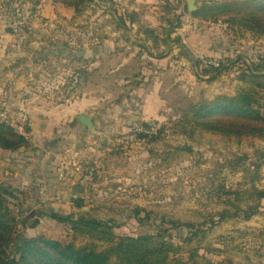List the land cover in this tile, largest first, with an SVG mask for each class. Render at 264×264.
<instances>
[{
    "label": "rangeland",
    "instance_id": "374dc122",
    "mask_svg": "<svg viewBox=\"0 0 264 264\" xmlns=\"http://www.w3.org/2000/svg\"><path fill=\"white\" fill-rule=\"evenodd\" d=\"M188 1L139 5L134 0H94L76 18L73 8L52 5L50 0H40L34 15H30V4L0 0V122L15 134H26L29 147L18 154H32L31 115L26 105L36 100L60 105L61 94L72 99L82 88L75 85V66L68 64L84 65V86L77 96L94 93L100 100V120L111 116L95 135L93 128L81 126L94 151L81 157L79 172L67 173L95 178L86 204L71 199L70 211L53 213L51 207L41 206L48 197L39 188L27 192L28 205L23 196L7 200L14 230L2 248L1 264L18 262L21 242L34 237L53 238L62 246L89 243L88 235H75L52 216L111 221L116 238L160 232L181 249L186 263L193 254L199 264H264V199L250 194L252 189L264 193V137L225 133L237 129L238 120L220 114L190 123L185 120L192 107L213 103L218 97L237 99V92L246 88L240 77L247 75V68L264 67V32L259 28L264 27V0H195L192 11ZM166 4L168 14L163 10ZM204 4L234 7L196 16ZM175 16L179 20L174 22ZM246 19L255 22L256 32L246 29ZM165 20L179 27L171 32ZM163 28L169 29L168 36ZM180 29L182 34H176ZM183 36L195 37V45L211 53L189 56ZM167 58L175 63L174 74L184 70L190 74L195 89L163 78L160 97L166 109L157 119L143 121L138 111L153 74L148 73L145 80L139 77L147 74L148 65L167 64ZM22 77L30 78V86L26 78L18 83ZM236 106V102L222 103L218 113ZM20 112L28 117L22 133L14 117ZM3 153L0 150L1 162L13 159V153L5 158ZM0 184L9 186L13 179L3 181L0 176ZM77 203L82 206L73 208ZM249 210L256 214L246 220ZM222 213L227 215L219 222ZM173 223L177 227L170 229Z\"/></svg>",
    "mask_w": 264,
    "mask_h": 264
},
{
    "label": "trees",
    "instance_id": "16d2710c",
    "mask_svg": "<svg viewBox=\"0 0 264 264\" xmlns=\"http://www.w3.org/2000/svg\"><path fill=\"white\" fill-rule=\"evenodd\" d=\"M20 6L25 4L31 5L30 15H34L40 6V0H17ZM52 5H63L73 8L76 18L81 17L83 13L94 4V0H50ZM167 1V0H165ZM213 5V4H212ZM224 6H216V8H209L204 4L200 12L196 16H204L215 11L222 10ZM234 5L225 6L229 10H233ZM169 8V4L163 7V10ZM186 10V8H185ZM14 14L16 12L12 9ZM166 13L168 11H165ZM168 14V13H167ZM133 13L130 16V24L134 23ZM194 16V13L192 14ZM211 16V15H210ZM174 22L179 20L178 16L173 18ZM16 21V20H15ZM14 21V22H15ZM12 22V24H14ZM18 22V21H16ZM166 25H169L171 32L179 27L174 22L171 24L170 20H165ZM243 22V20H242ZM11 24V25H12ZM243 25V24H242ZM261 32H264V27ZM168 28H163L164 34L168 36ZM246 29L256 32L258 28L255 27V22H250L246 19ZM25 31V28L22 29ZM6 32H13L12 28H6ZM240 57H238L239 59ZM263 66H252L247 68V75L243 74L241 82L246 85L245 89H240L236 97L228 99L225 97L216 98L213 103H207L192 107L185 116L187 122L198 121L204 118H211L215 115H222L235 118L238 120L239 127L235 130H224L227 134L237 136H255L264 137V75H257L263 72ZM216 73V71H214ZM236 100V101H235ZM236 102V107H230L218 113L222 103L230 105ZM236 124V125H238ZM213 131L212 128H209ZM27 132V129H26ZM24 136L15 134L5 123L0 122V150L4 152L15 153L20 149L29 147V142ZM251 196L256 199H264V193L251 190ZM21 197V192L10 186L0 184V264L2 263L1 256L3 255L2 248L10 242V237L13 233V219L7 208V200L14 199V197ZM258 198H257V197ZM81 203L73 205V208H80ZM256 214V210H249L245 213L244 219H249ZM226 213L220 215L218 221L224 219ZM54 222L64 224L75 235H80L87 238L89 243L87 245L76 247L70 243L62 246L56 240L46 239L42 237H34L21 242L19 247L20 258L18 262L11 261V264H199L194 260V255H190V261L184 262L180 257L181 249L175 247L166 236L158 232L156 235H148L144 237H130L123 236L116 238L113 230L116 228L111 221L100 222L95 219L79 217L76 220L63 219L57 216L51 217ZM171 225V224H170ZM177 224L173 223L172 228L175 229ZM190 224H185L184 228L190 229ZM164 233L166 229H162ZM105 245L106 247H104Z\"/></svg>",
    "mask_w": 264,
    "mask_h": 264
},
{
    "label": "crops",
    "instance_id": "0c3cea01",
    "mask_svg": "<svg viewBox=\"0 0 264 264\" xmlns=\"http://www.w3.org/2000/svg\"><path fill=\"white\" fill-rule=\"evenodd\" d=\"M134 1L139 5H146L153 1L154 3L157 2V0ZM56 9L58 10V7ZM180 31L182 29L178 30L176 34H182ZM183 38V43L188 47L189 56L200 57L211 53L210 49L197 47L195 37L189 39V37L183 36ZM161 49L163 48L161 47ZM165 61L167 64L148 65L147 74L139 77V79L145 80L149 78V74H153L150 79L153 80L151 87L146 90L143 98L144 104L141 112L138 111L143 121L157 119L158 115L166 109L165 100L160 97V91L165 87L163 78L172 79V85L180 82L186 87L190 85L193 90L195 89L196 82L189 73L184 70L180 75L174 74L173 66L175 63L172 64V61H169L168 58ZM68 65L75 66V85L81 84L80 86L83 88L84 65ZM97 65L99 67L100 64ZM92 66L94 67V64ZM25 78L18 79V83L24 81ZM27 81L30 86L32 81L30 78ZM32 86L35 87V84ZM82 88H78L76 93L80 94ZM75 94H72L73 98L75 96L74 99L69 97L67 100L65 94H61L64 101L60 105L43 103L42 100H36L33 104L26 105L31 115L29 140L31 146H33L30 149L32 154L27 157L24 151L21 154L16 152L13 153V159L8 160L6 158L2 162L0 160V176H2L3 181L7 180L9 182V179H13V184L9 186L21 192L26 205L30 202V200H26L27 192H37L40 185L45 186L46 197H48V202L42 203L41 206L47 205L48 208L51 206L69 207L71 199L86 204V201H89L90 196L93 195L95 178L90 179L86 175L79 177L78 173H70L66 174L63 180H60L59 173L63 169L76 171L73 167L83 163L81 157H86V154L91 155L90 152L94 151L92 145H90V140L83 133L86 131L81 125L73 124L74 119L78 116L91 117L92 133L95 135L94 133H97V129L102 128L104 122H110L111 116L109 114L103 115L104 119H108L100 120L101 114L99 116L97 112L100 100L94 93L89 96H77ZM10 155V152H4L2 156L5 158ZM90 207L92 206L89 205L88 208Z\"/></svg>",
    "mask_w": 264,
    "mask_h": 264
},
{
    "label": "water",
    "instance_id": "95a60500",
    "mask_svg": "<svg viewBox=\"0 0 264 264\" xmlns=\"http://www.w3.org/2000/svg\"><path fill=\"white\" fill-rule=\"evenodd\" d=\"M194 1L195 0H189L187 2V8L189 11H192L194 9ZM74 122L88 130L92 129V119L90 117L78 116L74 120ZM67 209L70 211V208L68 206L67 207L51 206V211H53V213H60L61 215H63V212Z\"/></svg>",
    "mask_w": 264,
    "mask_h": 264
},
{
    "label": "built area",
    "instance_id": "2783aa9c",
    "mask_svg": "<svg viewBox=\"0 0 264 264\" xmlns=\"http://www.w3.org/2000/svg\"><path fill=\"white\" fill-rule=\"evenodd\" d=\"M204 64L207 65V62H204ZM210 64L211 65H215L214 62H210ZM14 117L17 118V120H16L17 123H18L17 130L22 133L23 132V127L27 125L28 117H27V115L24 112H20L19 114H15ZM79 168L80 167L78 165L76 172H79L80 171ZM68 171L69 170H66V169L61 170L60 173H59V179L60 180H63L64 177H65V175L68 173ZM91 177H92V175L90 174L88 176V178L91 179ZM39 189H40V192L41 193L46 192V188L43 185H40L39 186Z\"/></svg>",
    "mask_w": 264,
    "mask_h": 264
}]
</instances>
